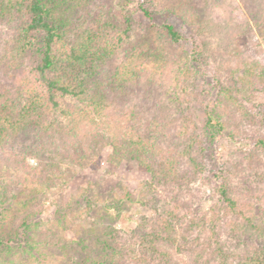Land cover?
Listing matches in <instances>:
<instances>
[{
	"label": "trees",
	"instance_id": "1",
	"mask_svg": "<svg viewBox=\"0 0 264 264\" xmlns=\"http://www.w3.org/2000/svg\"><path fill=\"white\" fill-rule=\"evenodd\" d=\"M104 1L0 0V196L30 179L50 188L62 178L56 163L81 166L109 147L110 162L149 173L137 203L154 214L129 232L92 230L93 250L74 264H264L263 105L240 96L264 63L233 50L249 25L226 0H205L224 8L220 21L190 0H140L142 18L197 28L172 55L183 39L174 24L140 43L135 11L113 21ZM248 7L261 16L264 0ZM227 141L248 149L224 157ZM194 185L210 188L206 207L187 198ZM29 220L24 233L47 229ZM11 225L0 223V264H13L3 256L22 236Z\"/></svg>",
	"mask_w": 264,
	"mask_h": 264
},
{
	"label": "rangeland",
	"instance_id": "2",
	"mask_svg": "<svg viewBox=\"0 0 264 264\" xmlns=\"http://www.w3.org/2000/svg\"><path fill=\"white\" fill-rule=\"evenodd\" d=\"M126 1L105 0L104 3L109 7L108 17H111L113 21H121L126 13L135 11L132 16L139 23V32L134 39H139L141 43L147 38V33L156 39L158 34L163 33V24L169 21L183 36L180 46L176 47L171 54L181 55L190 49L189 39L193 34L192 31H196L197 28H190L175 18L170 20L166 17L155 18L154 16L151 19L142 18L141 14L135 10L136 3L140 0H135V3L130 5ZM190 1L202 17L207 11H211L214 20L222 19L221 14L224 8L221 10L211 6L204 7L205 0ZM231 2L235 3L238 9H234L233 19L237 20L238 18L235 17L237 15L242 20L238 24L249 25L242 30V35L235 42L234 55L245 54L246 57L261 58L264 63V11L261 16L254 14L247 16L249 0H226V3L231 4ZM243 12L246 14L245 18L242 15ZM134 42L136 41L132 40L131 45ZM153 93L154 96L159 94L155 91ZM240 96L250 97L256 105L262 104L264 114V78L257 79L255 84L245 82ZM241 149L246 151L247 144L227 141L220 152L224 157L235 159L237 151ZM96 153V159L88 160L81 166L67 162L56 163L62 178L54 179V186L50 188L30 179L26 186L20 184L9 188L6 199L0 196V223H12L10 227L17 229L22 235L20 240L12 244L14 247L10 255L3 256V261L13 264L17 262L20 264H74V261H81L80 255L85 257L93 250L94 241H90L94 238L90 234L92 230L99 235L104 227L110 226L116 230L129 232L134 229L142 215L154 214L151 211H144L137 203L147 194L149 173L133 159L110 162L108 156L112 151L109 147L99 146ZM52 160L57 162L53 157L45 159V163ZM29 163L36 165L35 160H29ZM188 192L190 193L187 198L191 199L195 205H204V207L208 205L209 187L194 185ZM198 199L203 201L199 202ZM26 215L31 218L28 223L39 222L47 229L32 227L31 231L24 233L25 229L22 228L21 223ZM42 233H45V237ZM83 244L86 247L85 250H83ZM19 253L23 256L20 257ZM1 264H3L2 261Z\"/></svg>",
	"mask_w": 264,
	"mask_h": 264
}]
</instances>
